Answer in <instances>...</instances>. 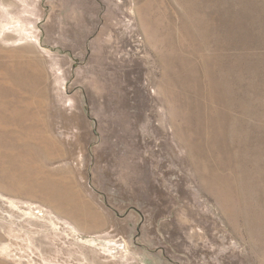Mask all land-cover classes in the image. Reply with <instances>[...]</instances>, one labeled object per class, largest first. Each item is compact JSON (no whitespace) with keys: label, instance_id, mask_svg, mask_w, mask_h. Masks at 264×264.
Masks as SVG:
<instances>
[{"label":"rangeland","instance_id":"obj_1","mask_svg":"<svg viewBox=\"0 0 264 264\" xmlns=\"http://www.w3.org/2000/svg\"><path fill=\"white\" fill-rule=\"evenodd\" d=\"M0 264H264V0H0Z\"/></svg>","mask_w":264,"mask_h":264}]
</instances>
